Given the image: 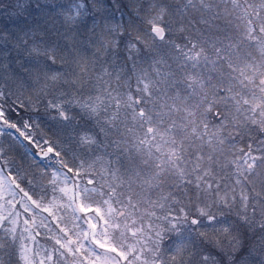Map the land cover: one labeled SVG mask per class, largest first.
<instances>
[{
  "label": "snow or ice",
  "instance_id": "snow-or-ice-1",
  "mask_svg": "<svg viewBox=\"0 0 264 264\" xmlns=\"http://www.w3.org/2000/svg\"><path fill=\"white\" fill-rule=\"evenodd\" d=\"M0 138V264H264V0H0Z\"/></svg>",
  "mask_w": 264,
  "mask_h": 264
},
{
  "label": "trees",
  "instance_id": "trees-1",
  "mask_svg": "<svg viewBox=\"0 0 264 264\" xmlns=\"http://www.w3.org/2000/svg\"><path fill=\"white\" fill-rule=\"evenodd\" d=\"M44 132L46 134L47 137H50L53 141V143L55 142V138H56V128L54 125H52L50 122L48 124H45L43 126ZM8 144V143H7ZM19 144V146H17L16 148H11L12 151L9 154V156L13 159V161L17 164V168H23V169H27L29 172L32 171H39L38 166H43L46 165V160H41V159H36L35 156H33L31 153L33 152L32 150V145H28L27 143L25 144H21V143H17ZM27 145V146H25ZM37 157V155H36ZM69 160L71 162V158L69 157ZM75 166V165H73ZM53 166H49L48 167V172L50 173L52 171ZM23 175V173H21ZM21 186L24 188H28L31 187L30 185L27 184V180H22L20 181ZM47 185V181L44 182ZM32 188V187H31ZM33 191V195L36 196L38 194V192H40L39 188H32Z\"/></svg>",
  "mask_w": 264,
  "mask_h": 264
},
{
  "label": "rangeland",
  "instance_id": "rangeland-1",
  "mask_svg": "<svg viewBox=\"0 0 264 264\" xmlns=\"http://www.w3.org/2000/svg\"><path fill=\"white\" fill-rule=\"evenodd\" d=\"M40 2H41V4H44L45 3V0H40ZM56 2L59 4V3H63V4H65V5H67L69 2H70V0H56ZM29 3H30V6H31V8L32 9H35V0H29ZM49 13V8H45V10H44V13H39L38 11H34V18H35V20H39L40 21V23L41 24H43L44 23V19H43V17H44V15L45 14H48ZM126 19H127V17H126ZM87 24H91V21L89 20V21H87ZM84 27V25H81V28H83ZM0 140H4L5 141V148L6 149H9L8 150V152H7V154L9 155L11 152H9V151H12L11 150V148H16L17 146H19V144H17V143H19V142H13V141H11V140H8V139H6V138H0ZM56 140H57V138H55V142L54 143H56ZM8 143V144H7ZM25 143H27V141H24L23 142V144H25ZM9 145H11V147L9 148ZM18 148V147H17ZM32 153H34V152H38V150L37 149H35L33 146H32ZM34 156V155H33ZM10 157V156H9ZM11 158V157H10ZM35 158L36 159H40V157H39V155H37V157H36V155H35ZM11 160L13 161V159L11 158ZM45 161V160H44ZM14 162V161H13ZM46 162V165L47 164H49V161H45ZM14 165H15V167H13L12 169H11V171H12V173L13 174H15L16 173V171L18 170V168H17V164L14 162ZM53 167H55L54 165H52ZM51 166V167H52ZM65 172H66V170H64ZM7 172H8V170L6 169L5 170V175H7ZM67 175H68V177L70 178L69 179V184L71 185V183L73 182V181H76V182H79V183H82V184H86V182H87V176H83V179H81L80 177H75L74 176V174L73 173H67ZM83 175V174H82ZM89 187H91V186H89ZM25 190H27V191H29L30 192V194H33V191H32V188L31 187H28V188H25ZM16 191H17V193H18V197L17 198H19V196H22L23 195V193H20L19 192V190L18 189H16ZM41 193L40 192H38V194L36 195V196H34V198H36V199H39V195H40ZM51 193L49 192V194H48V199H51ZM57 195H59V193H57ZM9 199H11V197H8ZM0 203H3V201L2 200H0ZM37 211H39V210H37ZM41 215H43V216H47V213L45 212V213H41ZM49 219H51L50 217H49ZM84 227H87V225H84ZM41 231L43 232L44 230L43 229H41ZM37 239L38 240H40V243L41 244H43V245H45V246H48L49 244H50V241H47L46 239H44L43 237H37ZM97 251H103V250H101V249H97Z\"/></svg>",
  "mask_w": 264,
  "mask_h": 264
}]
</instances>
